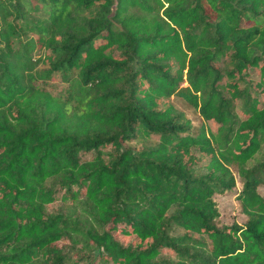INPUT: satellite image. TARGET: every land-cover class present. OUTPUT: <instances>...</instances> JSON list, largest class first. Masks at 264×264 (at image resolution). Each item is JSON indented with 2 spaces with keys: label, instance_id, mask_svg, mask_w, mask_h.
I'll return each mask as SVG.
<instances>
[{
  "label": "trees",
  "instance_id": "1",
  "mask_svg": "<svg viewBox=\"0 0 264 264\" xmlns=\"http://www.w3.org/2000/svg\"><path fill=\"white\" fill-rule=\"evenodd\" d=\"M261 187L264 0H0V264H264Z\"/></svg>",
  "mask_w": 264,
  "mask_h": 264
},
{
  "label": "rangeland",
  "instance_id": "2",
  "mask_svg": "<svg viewBox=\"0 0 264 264\" xmlns=\"http://www.w3.org/2000/svg\"><path fill=\"white\" fill-rule=\"evenodd\" d=\"M42 15L43 13L39 12L37 15L34 14L32 16L39 18ZM250 78L256 79V75L252 73ZM62 87H64L63 83L53 82L49 84L48 89L54 94H61ZM171 102L176 106L178 111L184 113L185 116L191 120L192 125L194 127H199L202 124V119L200 118L198 112L195 109L189 107L182 99L174 97L171 99ZM158 142H159L158 136L154 135L152 136L151 139L137 140L136 142H132L130 145L132 147H135L136 149H142L150 145H155ZM253 163L254 162H251L249 165L251 166ZM233 170L235 171L238 180L236 189L226 192L225 194L216 195V199L218 200L219 209H220V222L223 224H232V223L244 224L246 221V216L242 213L239 202L236 199V191H238L241 188V183L239 182V176L236 172V168H234ZM260 193L264 196V187L260 188ZM62 194L63 191L60 190L58 193L59 200L55 204V208H59L63 206L64 203L61 200ZM178 233L179 231H177L176 234ZM62 246L65 247L64 244H62Z\"/></svg>",
  "mask_w": 264,
  "mask_h": 264
}]
</instances>
